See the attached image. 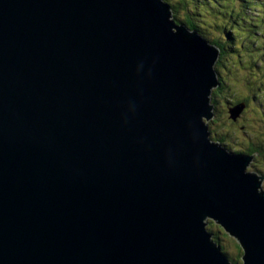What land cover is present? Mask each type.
<instances>
[{
    "label": "water",
    "instance_id": "95a60500",
    "mask_svg": "<svg viewBox=\"0 0 264 264\" xmlns=\"http://www.w3.org/2000/svg\"><path fill=\"white\" fill-rule=\"evenodd\" d=\"M173 16L0 0V264H234L209 220L264 264V176L210 136L221 50Z\"/></svg>",
    "mask_w": 264,
    "mask_h": 264
},
{
    "label": "rangeland",
    "instance_id": "374dc122",
    "mask_svg": "<svg viewBox=\"0 0 264 264\" xmlns=\"http://www.w3.org/2000/svg\"><path fill=\"white\" fill-rule=\"evenodd\" d=\"M208 1H210L211 4L213 5V0H208ZM220 1L221 0H216L215 5H217V3H219ZM260 1L264 2V0H260ZM191 2L197 4L196 0H191ZM233 3L235 5L233 6V10L231 11L230 16L227 13H225L226 11L224 13L215 12L217 11V9L214 10L212 13L208 10L207 12H204L202 14L199 13V15L198 14L196 15V17L199 18V23L201 24V27L209 30L212 39L217 38L220 40V42L221 41L229 42L227 40L229 38L226 36L225 29H223V26L229 25L232 28V23L233 21H235L234 16L237 14L238 10L242 12L243 7H245L246 5V0H233ZM247 4L250 5L252 3L250 0H247ZM230 5H232V3ZM230 7L231 6L227 7L226 10L230 11ZM251 10L253 11V9H249L250 12H248L249 18L246 15L242 16V22L240 21V23H242V28L240 30H243L244 34L240 36L239 39H241L242 37L243 38L246 37L249 38L252 42H257L256 40L259 41L263 40L264 35L262 34L263 31L261 30L255 32L254 30L255 26L257 28L258 25L260 26L258 28H262V29L263 27H261L262 24H259V22L257 23L256 19L250 17L254 15L251 12ZM214 12L215 14H217V16L213 14ZM177 13L178 15L181 14L180 11H178ZM226 22L228 23L227 25H225ZM237 27L239 28V26ZM225 42H223V45H224V50H226V54L222 56L223 57L221 60L222 63H220L218 68L225 70L226 76L231 81H233L232 75L236 76L239 80L237 82L233 81L234 83L233 82L230 83L232 85L226 83L225 88L219 90V92L220 91L221 92L216 95L217 103L215 104V110H216L215 117L213 120L208 121L209 129L211 132L210 136L213 140H215V138L220 137L224 139V141H222L223 142L222 144L226 146L228 149H231L232 151L240 150L242 152V150L246 151L245 149H247L248 146L247 144L250 142H257V141L264 142V117L256 116L254 114V110L251 107H249L247 111L243 112L244 115L242 119L238 118L239 116L238 115L237 118L234 119V121L232 120L231 118L232 113L230 112L231 109L229 107L232 106L231 105L232 103L234 104L236 101H238V99L242 96L243 92L246 91V88H244L243 86L244 84L247 83L251 85H256V82L252 79H248L243 75V70H242L243 67L241 64L230 66L233 59L231 58L232 56H230L231 50H229V48L232 49L238 48L240 49V51L249 50L248 48L251 47L253 43L252 42L248 43L247 40L243 42L240 41L242 46L238 47L237 45H231V44L228 45ZM258 45H260L259 48L253 47L252 48L253 50H251L249 53L254 55L257 52V50H264L263 44L258 43ZM227 68L230 69L232 75L229 73V70ZM252 68L254 67L252 66ZM252 72H253L252 70H249L250 76L252 75L251 74ZM263 87L264 85H262V83H259V87L257 90H261V92L263 93ZM232 108L235 107L232 106ZM255 110L257 111L256 107ZM249 155H253V154H249ZM247 170L252 172L254 170H258L260 171V173H263L264 157L262 155L259 157H257V155L256 157L254 156L251 163L247 167ZM262 188L264 189V178L262 180ZM212 222L213 225L217 227L218 224L214 221ZM210 232H212V230ZM223 232H225L226 235H228V237H224L225 234L223 233L220 234L222 241L221 244L224 245V251L227 253V255H229V257L231 256L230 259L234 264H242V260H241V255L243 253L242 248L239 247V244L237 243L236 239L230 236L224 229ZM235 260L237 263H235Z\"/></svg>",
    "mask_w": 264,
    "mask_h": 264
},
{
    "label": "trees",
    "instance_id": "16d2710c",
    "mask_svg": "<svg viewBox=\"0 0 264 264\" xmlns=\"http://www.w3.org/2000/svg\"><path fill=\"white\" fill-rule=\"evenodd\" d=\"M165 1H167L171 5L174 15L173 17L174 20L177 22V24H185L189 29L198 31L207 41H209L211 44L217 45L221 50L220 58L215 65V69L218 73V80L220 85L214 88L212 94V103L214 104V110H215V104L217 103L216 95L221 92V91L219 92V90L224 89L226 83L232 85L230 83H232L233 81L237 82L239 79L236 76L232 75L230 69L227 68L233 78V81H231L226 76V71L221 68L220 69L218 68L220 63H222L221 61L223 58L222 56L226 54V50H224V45H223V42L225 41L220 42V40L217 38L212 39L209 30L201 27V24L199 23V18L196 17V15L197 14L199 15V13L202 14L204 12H207L208 10L212 13L214 10L217 9V11L215 12L224 13L226 11L225 13H227L230 16L231 11L233 10V6L235 4L233 3V0H221L219 3H217V5H215L216 0H213V5L208 0H196L197 4L192 3L191 0H165ZM250 1L252 4L249 5L247 4V0H246V5L245 7H243L242 12L238 10L237 14L234 16L235 21H233L232 23V28L229 25L223 26V29H225V34L229 38L227 39L229 42H225L228 45L231 44L240 47L242 46L241 42L243 41L247 40L248 43L252 42L249 38L246 37L244 38L242 37L241 39H239L240 36L244 34L243 30H240L242 28V23H240V21L242 22V16L246 15L249 18L248 16V12H250L249 9H253V11L251 10V12L254 14L253 16L250 17L256 19L257 23L259 22V24H262L261 27H263L262 29V28H258L260 27L258 25L257 28L255 26L254 29L255 32L261 30L263 31L262 34L264 35V10H263L264 2L260 0L259 1L250 0ZM231 3L232 5H230ZM229 6H231L230 11L226 10L227 7ZM178 11L181 12L180 15H178L177 13ZM215 12L213 14L217 16ZM227 24L228 23L226 22L225 25ZM237 26H239V28ZM256 41L259 44H263V48H264V39L260 41L259 40ZM257 42H252L253 45L248 48L249 50L240 51V49L238 48L236 49L229 48V50H231L230 56H232L231 58L233 59L230 66L241 64L243 67L242 68L243 75L248 79H252L256 82V85H251L247 83L244 84L243 86L244 88H246V91L243 92L242 96L238 99V101H236L234 104L233 103L231 104L233 107L242 106V111L238 114L239 115L238 118L240 119H242L244 115L243 113L244 110L247 111L249 107H251L254 110V114L256 116L264 117V87H263V93L261 92V90H257L259 87V83H262V85H264V50H257V52L254 55L249 53L251 50H253L252 49L253 47L259 48L260 45H258ZM252 66L254 68H252ZM249 70L253 71L251 73L252 74L251 76L249 75ZM232 106H230L229 108L232 109ZM255 107L257 111L255 110ZM232 120L234 121L233 118ZM215 140H218L221 143H223L222 141H224V139L220 137L215 138ZM247 145H248L247 149H245L246 151L242 150V152L247 154H254L255 157L256 155L257 157L261 155L264 157V142H260V141L250 142ZM238 152L241 151L239 150ZM208 222H209V226H208L209 231L212 230V233L214 234V239L217 241L218 245H220L222 251L226 254V252L224 251V245L221 244L222 241L220 236L221 233L225 235L226 233L223 232V228H221L220 226L217 225V227H215L212 221H208ZM225 235L224 237H228V235L226 236ZM227 256L229 257V255ZM235 263H237L236 260Z\"/></svg>",
    "mask_w": 264,
    "mask_h": 264
},
{
    "label": "flooded vegetation",
    "instance_id": "af4514ba",
    "mask_svg": "<svg viewBox=\"0 0 264 264\" xmlns=\"http://www.w3.org/2000/svg\"><path fill=\"white\" fill-rule=\"evenodd\" d=\"M245 111V110H244ZM253 172H255V173H258L259 175H262V176H264V172L263 173H260V171H258V170H254ZM227 254V253H226ZM230 258V257H229ZM231 260V259H230Z\"/></svg>",
    "mask_w": 264,
    "mask_h": 264
}]
</instances>
